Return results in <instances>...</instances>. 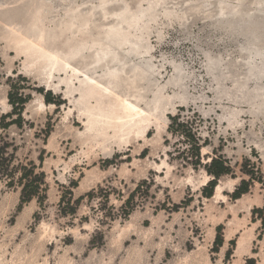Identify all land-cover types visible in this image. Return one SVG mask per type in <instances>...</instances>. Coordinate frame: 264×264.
<instances>
[{
	"label": "rangeland",
	"instance_id": "374dc122",
	"mask_svg": "<svg viewBox=\"0 0 264 264\" xmlns=\"http://www.w3.org/2000/svg\"><path fill=\"white\" fill-rule=\"evenodd\" d=\"M15 83L6 141L48 189L19 209L0 180V264H264V0H0V118ZM176 115L230 167L210 198Z\"/></svg>",
	"mask_w": 264,
	"mask_h": 264
},
{
	"label": "trees",
	"instance_id": "16d2710c",
	"mask_svg": "<svg viewBox=\"0 0 264 264\" xmlns=\"http://www.w3.org/2000/svg\"><path fill=\"white\" fill-rule=\"evenodd\" d=\"M21 81L26 82V79L22 78ZM24 87L25 86L19 85V83L11 84L10 90L7 94V102L11 106V112L0 118V180L4 181L8 187L18 186L20 188L19 209L32 200H36L39 206H43L46 201V192L48 189L45 174L41 170L43 162L42 157H39L40 163L38 166L33 164V162L23 164L16 157L17 146H15L14 143L7 142L6 134H4V132H6L11 126H16L17 128L23 127L24 121L22 119V112L30 99L29 95H24V92L22 91L24 90ZM52 101L50 92L46 93V95H44V102L49 104L52 103ZM12 116H16V118L12 119ZM7 118H10L11 120L5 122ZM179 119V115L170 117L171 123L168 126V131L172 135H178L184 138V143L188 145V148L181 152L178 151L177 158L182 159L186 164L192 165L195 169L198 166H202L200 163L199 137L196 136L194 131L195 120L180 122L178 121ZM188 157H190V159ZM202 168L208 176L212 177V179L202 188L201 194L205 198H210L213 194L217 180L220 177L229 174L230 167L226 160L218 156L211 158L209 163H206ZM250 168L253 169L250 171L249 179L240 181L239 185L231 194L232 199H239L243 194L248 192L250 182L255 179L254 164H252ZM258 181H260V179ZM262 185H264V181L262 182ZM140 186L142 185L139 184L126 198L121 207L122 211H126V207L133 204L134 196L140 189ZM68 194L71 195V192L69 191ZM92 195L93 193L91 191L86 194V197L89 198ZM82 199L83 198L80 197L75 200V202L81 201ZM105 201H107V199ZM131 211L132 209L128 210L126 214H130ZM253 214H257L264 223V208L254 209ZM217 231L218 235L215 238L213 247L215 251H217L223 243L221 228L218 227Z\"/></svg>",
	"mask_w": 264,
	"mask_h": 264
},
{
	"label": "bare ground",
	"instance_id": "6f19581e",
	"mask_svg": "<svg viewBox=\"0 0 264 264\" xmlns=\"http://www.w3.org/2000/svg\"><path fill=\"white\" fill-rule=\"evenodd\" d=\"M108 128L117 129L118 126H116V125H108ZM208 177H209V176L206 175L202 182H203V183H206L207 180H208ZM219 197H221V187H220V186H217V188H216V190H215V197H214V199L216 200V199H218Z\"/></svg>",
	"mask_w": 264,
	"mask_h": 264
}]
</instances>
